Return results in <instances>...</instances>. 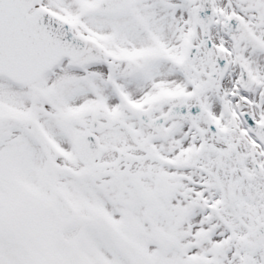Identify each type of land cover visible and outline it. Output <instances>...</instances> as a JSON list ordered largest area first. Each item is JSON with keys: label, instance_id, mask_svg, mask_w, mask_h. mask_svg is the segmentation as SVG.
I'll return each mask as SVG.
<instances>
[{"label": "snow or ice", "instance_id": "obj_1", "mask_svg": "<svg viewBox=\"0 0 264 264\" xmlns=\"http://www.w3.org/2000/svg\"><path fill=\"white\" fill-rule=\"evenodd\" d=\"M0 264H264V0H0Z\"/></svg>", "mask_w": 264, "mask_h": 264}]
</instances>
